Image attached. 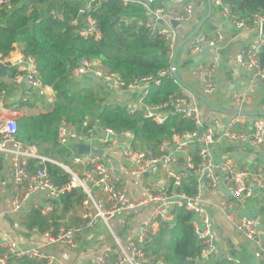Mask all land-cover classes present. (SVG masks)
Segmentation results:
<instances>
[{
  "label": "built area",
  "instance_id": "1",
  "mask_svg": "<svg viewBox=\"0 0 264 264\" xmlns=\"http://www.w3.org/2000/svg\"><path fill=\"white\" fill-rule=\"evenodd\" d=\"M43 1L49 5L45 7L46 15L54 20L61 17L60 6L65 1ZM103 1L91 0L83 6L79 0H73L81 13L91 12L94 6ZM128 1L123 0L124 3ZM211 2L218 9L220 17L227 19L237 30L254 32V37L239 51L236 60L241 69L264 84V67L260 61L264 49V15L256 14L248 23L232 12L225 0ZM144 6L146 17L138 20V24L148 29L152 36L161 37L167 42L172 60L179 40L172 22L182 26L189 24L193 16L192 8L188 6L181 12L165 7L151 9L147 4ZM13 9L11 0H0V26L6 24L5 18ZM78 32L85 39L99 40L102 37L96 20L90 15L84 19ZM221 41V37L217 41L193 38L187 44V51L200 54L206 47H215ZM16 48L20 52L18 60L11 64L7 58L0 56V67L7 63L10 64L9 69L18 67V73L9 77L10 83L19 87L17 104L38 114L52 111L56 103L54 89L43 83L35 59L26 57L18 44ZM218 71V66L209 64H198L194 68L193 76L202 85L203 97L216 91ZM172 75L170 68L160 73L158 78L146 77L127 83L99 61L80 60L71 75L72 82L91 80V88L99 94L104 105L125 106L130 115L141 113L143 119L152 120L158 125L165 123L172 115H180L192 120L197 130L164 140L156 156L152 150L140 146L132 131L101 128L97 124L91 125L88 120L79 128L66 118H61L55 144L67 151L70 165L43 156L37 147L24 145L17 139L19 120H6L1 112L5 108L10 84L9 81L0 84V158L6 159L12 169V211L20 212L38 198L36 201L42 206L36 205V210H40L44 216L55 211V201L66 193L79 189L85 195L79 208V223L70 227H51L45 231L35 227L31 230L33 234L41 237L47 245L76 250L80 247L78 238L81 235L103 224L112 242L105 246L95 264H168L164 259L151 256L147 248L156 241L161 224H172L175 211L184 209L192 214L194 237L202 247L194 264H204L220 254L213 237L212 216L203 205L204 193L221 189L230 193V196L224 193L219 203L222 214L235 234L245 240L256 261L264 264V227L254 219L238 216L237 211L239 205L254 198L257 189L264 196V164L252 169L253 164L244 166L237 160L241 149L251 148L256 156L264 153V117L254 116L248 120L242 115L232 114L223 132L217 133L213 129V120L208 124L203 123L200 107L191 103L186 91H181V95L165 105L148 104L150 89L159 86L162 78ZM254 101L255 96L248 92H236L230 97L235 112L248 111ZM30 105H33L32 109ZM200 129H203L202 135ZM222 145H226L224 153L218 149ZM80 146L89 147V153L80 154ZM236 148L239 150L235 151ZM111 149L119 151L128 167L127 176L120 173L112 161L106 160V151ZM96 151H103L104 155L100 156ZM215 151L220 152L221 161L218 163ZM47 164L63 169L69 175V183L57 186L48 173ZM190 174L196 179V193L192 196L187 193L185 185ZM130 182L139 183L140 187L132 190ZM148 207L152 211L141 224L136 237L131 241H122L113 231L112 223ZM20 261L55 264V257L40 246L22 247L15 241L0 239V264Z\"/></svg>",
  "mask_w": 264,
  "mask_h": 264
},
{
  "label": "trees",
  "instance_id": "2",
  "mask_svg": "<svg viewBox=\"0 0 264 264\" xmlns=\"http://www.w3.org/2000/svg\"><path fill=\"white\" fill-rule=\"evenodd\" d=\"M24 1V2H22ZM13 11L0 26V56L7 58L15 45L21 47L26 57H33L43 83L54 89L56 103L52 111L30 114L18 121L17 139L24 145L35 146L41 155L70 163L67 151L55 144V134L61 118H66L81 128L88 120L101 128L116 131H132L142 148L159 155V146L174 135L197 130L194 122L180 115H172L158 125L143 119L141 113L130 115L125 106L103 104L99 94L91 89H79L71 80V75L82 59L99 61L111 72L118 74L127 83L135 79L159 77L171 68L170 51L167 42L138 24L145 18V4L129 0H104L94 6L91 12L81 13L73 0H66L60 6L61 17L54 20L45 14L48 3L43 0H11ZM240 20L251 23L254 15H264V0H225ZM20 3H23L19 6ZM25 3V4H24ZM50 4V3H49ZM31 5V6H29ZM151 9L162 8L158 1L147 4ZM50 6H54L50 4ZM43 7V8H42ZM92 16L101 30L99 40L85 39L79 35L84 19ZM76 22V23H75ZM264 67V49L260 54ZM18 73L10 69V77ZM69 87H72L69 90ZM182 81L173 75L161 79L159 86H153L147 102L153 106L170 103L181 95ZM33 105H30L32 109ZM0 158V175L4 169ZM48 173L54 183L62 187L69 183V175L60 167L47 164ZM189 195L196 193V179L188 176L185 182ZM85 199L79 189L66 193L56 200L62 205V213L44 217L39 210H32L24 220L29 229L42 231L50 228L52 220L56 228L68 214L78 210ZM151 256L164 259L168 264H194L202 247L195 240L192 214L184 209L174 213L172 224H161L156 241L147 248ZM35 262V261H30Z\"/></svg>",
  "mask_w": 264,
  "mask_h": 264
},
{
  "label": "crops",
  "instance_id": "3",
  "mask_svg": "<svg viewBox=\"0 0 264 264\" xmlns=\"http://www.w3.org/2000/svg\"><path fill=\"white\" fill-rule=\"evenodd\" d=\"M66 1V0H61ZM82 5L88 4L91 0H79ZM160 2L163 7L183 12L188 6L192 8L193 16L189 24L183 25L178 31V43L188 37L199 21L208 14L209 6L207 0H153ZM82 6V7H83ZM153 9V8H152ZM194 10V11H193ZM221 37L222 41L217 43L215 47H206L210 49V55L204 56L200 54H190L187 51V45L183 47L177 57L176 70L179 79L182 81L181 91H186L192 104H197L201 109V118L204 124H208L213 120V129L217 133L223 132L226 124L230 120L234 111L230 104V97L236 92H248L255 96V101L249 112H264V84L258 81L250 74L246 73L237 63V54L245 47L254 37V32L249 30L239 31L231 23L221 18L217 8L212 6V15L202 27L199 34L195 37L203 41L216 40ZM203 50V51H204ZM202 51V52H203ZM20 56L19 48H16L7 57V61L11 64L15 63ZM202 57L198 59V57ZM198 64H209L218 66V74L216 78V91L208 96L201 95L202 85L193 76V70ZM17 68L18 71V67ZM10 69L7 68L6 77L0 79L2 82L9 81V93L4 103L2 116L4 119L17 118L22 119L30 114H38L33 110L23 109L17 104L20 91L19 87L10 83ZM77 87V86H76ZM202 101L205 104H202ZM246 117V116H244ZM248 120L253 117H246ZM222 153L226 152V145L218 148ZM256 156L251 148L240 150L237 154V160L241 161L244 166L253 164L252 156ZM120 156V153H119ZM257 158V157H256ZM258 159V158H257ZM117 163L116 167L124 176H127V170H123L126 166L121 159L110 160ZM262 163L260 160H258ZM3 171L0 175V239L15 241L22 247H42L48 254L55 257V264H95L101 258L106 245L112 242V237L103 224L98 225L95 229L85 232L78 238L80 247L76 250H70L63 246H50L38 235L33 234L24 224V220L28 213L36 210L37 206H42L36 200L30 206L24 207L20 212H13L12 203V169L6 159L3 161ZM127 167V166H126ZM128 169V167H127ZM132 190L140 187L139 183H129ZM219 189L213 193H204V207L210 212L213 220V237L216 245L220 249V254L213 259L206 261L209 264H259L252 251L249 249L245 240L235 234L232 226L222 214L219 203L225 192ZM253 199L246 201L237 207L238 216L248 217L252 212H256L255 222L264 227V196L256 190ZM56 203V201H55ZM63 206L56 205L54 212L44 215L62 213ZM38 210V209H37ZM40 211V210H39ZM152 211L151 207L138 210L136 213L127 214L121 219L112 223L117 236L122 241H131L139 232L141 224L148 219ZM42 215V214H41ZM43 216V215H42ZM80 222V209L72 214H67L64 220H58L57 223H63L60 227H70ZM50 228H56L53 221L50 220ZM160 233V232H159ZM159 235V234H158ZM204 263V264H205ZM16 264H39L37 262L20 261Z\"/></svg>",
  "mask_w": 264,
  "mask_h": 264
},
{
  "label": "water",
  "instance_id": "4",
  "mask_svg": "<svg viewBox=\"0 0 264 264\" xmlns=\"http://www.w3.org/2000/svg\"><path fill=\"white\" fill-rule=\"evenodd\" d=\"M133 1L140 2V3H143V4H150V3L153 2V0H133ZM207 1H208V6H209L208 14L199 21V23L195 26V29L193 30V32L188 37H186L185 39L181 40L178 43V45H177V47H176V49L174 51V54H173V57H172V60H171V69H172L173 76L175 78H179L178 75H177V70H176V61H177L178 54L183 49V47H185L193 38H195L199 34V32L201 31V29L204 26V24L207 21H209V19L211 18V15H212V2H211V0H207ZM160 24L164 25V23L162 21H160ZM180 26H181L180 23L174 22V21L172 22V27L173 28L178 29ZM262 32L264 34V26H263ZM202 54L204 56L210 55V49L204 50L202 52ZM201 58H202L201 56L198 57V59H201ZM8 67H10L9 63H7L6 65H2L0 67V79H3V78L6 77V73H7V68ZM91 78H93V76H91ZM71 89H72V87H69V90H71ZM230 114H239V115L246 116V117H254V116L264 117V112L254 113V112H249V111H243V112L232 111V112H230ZM202 133H203V129H200V135H202ZM238 150H239L238 148L235 149V151H238ZM78 152L80 154L89 153V147L80 146L78 148ZM96 154H98L100 156H103L104 152L103 151H96ZM215 155H216V162L217 163L220 162L221 161L220 152L219 151H215ZM256 157L258 158V160H260L264 164V153L260 152V153L257 154ZM116 165H117V163H113V166L116 167ZM190 176H192V174H190ZM88 186L90 188L92 187L91 184H88ZM225 194L227 196H230V193H228V192H225ZM256 212L257 211L252 212L248 216V218L249 219L255 218Z\"/></svg>",
  "mask_w": 264,
  "mask_h": 264
},
{
  "label": "rangeland",
  "instance_id": "5",
  "mask_svg": "<svg viewBox=\"0 0 264 264\" xmlns=\"http://www.w3.org/2000/svg\"><path fill=\"white\" fill-rule=\"evenodd\" d=\"M181 27H183V26L181 25L177 30H180ZM91 82H92L91 80H81V81L75 83V85L79 89H84V88L85 89H88V88L91 89V84H92ZM187 96H188V94H187ZM43 100L45 101L46 98H43ZM201 102H202V104H205L204 101L201 100ZM114 159H119L120 160L119 151L118 150H112V149L111 150H107L106 151V160L110 161V160H114ZM252 160H253L252 162H254L253 165L251 166L252 169H255L257 167H262V164L258 161L256 156L253 155L252 156ZM67 164L70 165V163H67ZM123 170H127V167L124 166ZM119 171H121V169H119ZM261 214H262V217H264V211H262ZM113 231L116 233L115 229H113ZM207 264H209V263H207Z\"/></svg>",
  "mask_w": 264,
  "mask_h": 264
},
{
  "label": "bare ground",
  "instance_id": "6",
  "mask_svg": "<svg viewBox=\"0 0 264 264\" xmlns=\"http://www.w3.org/2000/svg\"><path fill=\"white\" fill-rule=\"evenodd\" d=\"M3 117V116H2ZM4 118V117H3Z\"/></svg>",
  "mask_w": 264,
  "mask_h": 264
}]
</instances>
